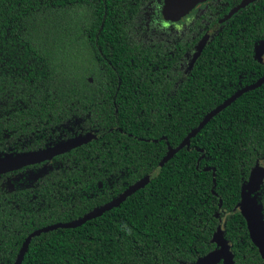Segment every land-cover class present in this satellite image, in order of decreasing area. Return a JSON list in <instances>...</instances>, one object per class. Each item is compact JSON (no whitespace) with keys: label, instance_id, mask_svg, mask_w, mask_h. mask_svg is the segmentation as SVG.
<instances>
[{"label":"trees","instance_id":"16d2710c","mask_svg":"<svg viewBox=\"0 0 264 264\" xmlns=\"http://www.w3.org/2000/svg\"><path fill=\"white\" fill-rule=\"evenodd\" d=\"M160 1L0 0V157L96 136L0 174V264H14L32 232L123 194L206 114L264 76L254 56L264 41V0L218 26L193 64L183 55L242 0L202 9L177 35L178 52L171 28L148 19ZM259 163L264 83L215 115L119 205L33 237L21 264H193L217 249L219 226L234 264H264L235 210ZM253 196L264 218V182Z\"/></svg>","mask_w":264,"mask_h":264},{"label":"water","instance_id":"95a60500","mask_svg":"<svg viewBox=\"0 0 264 264\" xmlns=\"http://www.w3.org/2000/svg\"><path fill=\"white\" fill-rule=\"evenodd\" d=\"M206 0H162L161 6V16L167 22H177L181 18L189 14L197 5L202 4ZM257 0H242L229 12H227L212 28H210L198 44L195 47V52L191 60L193 64L196 59L200 56L202 50L204 49L208 39L215 32L218 26L223 25L228 22L234 15L239 11L247 8L249 5L255 3ZM254 56L261 62H264V41L261 42L254 52ZM264 83V76L260 78L256 83L251 84L238 90L233 96L225 100L221 105L217 106L214 110L209 112L204 116L198 126L191 130L189 134L182 140V142L176 147H168L166 155L161 159L158 167L150 174L143 177L138 182L131 185L123 194L112 200L111 202L103 205L100 208H96L91 212L85 214L82 218L67 222V223H56L32 232L23 242L20 248L15 263L21 264L24 254L27 252L28 245L31 239L41 233H47L49 231H54L56 229H70L76 228L84 224L85 222L92 220L101 216L104 212L112 209L113 207L119 205L128 196L132 195L137 190L146 186L160 171V168L167 163L179 150L187 147L189 141L200 131L203 127L220 111L229 106L236 98L240 97L245 92L254 90L260 87ZM96 136L91 133H87L84 136H77L56 144L52 147L28 152L22 155L16 156H4L0 157V174L10 173L18 171L22 168L37 165L43 162L51 161L54 157L63 155L70 152L73 149L81 147L89 143L91 140L95 139ZM44 170V169H43ZM36 178V175L33 176ZM264 182V164L259 163L255 166L252 173L250 174L249 180L246 185L242 187L241 200L236 205L235 210L244 218L246 223V228L248 231V236L251 243L258 250L260 257L264 260V218L259 207L256 198L253 196ZM212 241L216 244V250L198 258L193 264H218L222 262L223 264H234L233 254L230 251L229 244L222 238V230L220 226L217 228L215 234L213 235Z\"/></svg>","mask_w":264,"mask_h":264},{"label":"flooded vegetation","instance_id":"af4514ba","mask_svg":"<svg viewBox=\"0 0 264 264\" xmlns=\"http://www.w3.org/2000/svg\"><path fill=\"white\" fill-rule=\"evenodd\" d=\"M224 5V6H227V3H224L222 4V0H206L205 2H203L202 4H199L197 5L191 12H189L188 15H186L185 17L181 18L179 21L171 24V25H167V23L164 25L163 24V27H170L171 28V31L173 32V42L176 46L175 48V52H178L179 50V41L177 39V35H179L181 33V31L183 30H190V21L196 16L197 17V14L203 9L204 11H207L208 8L211 6V5H214V7H217V5ZM160 11H161V8H160ZM187 17H190V20H188L187 22H184V24H182L181 26H178V24L183 21L185 18ZM150 19V18H148ZM151 20V19H150ZM161 22V21H160ZM167 22V21H166ZM165 23V22H164ZM159 24V23H158ZM161 26V25H160ZM205 26H208V22L205 23ZM170 30V29H169ZM208 30H206L205 32H207ZM204 36V35H203ZM149 36L148 35H144L142 38L144 39H147ZM201 40V39H200ZM193 54H194V47L193 49L189 52H186L183 56L186 58V62H190L192 60V57H193ZM188 62V63H189ZM218 249V248H217ZM231 251V250H230ZM232 253V252H231Z\"/></svg>","mask_w":264,"mask_h":264},{"label":"rangeland","instance_id":"374dc122","mask_svg":"<svg viewBox=\"0 0 264 264\" xmlns=\"http://www.w3.org/2000/svg\"><path fill=\"white\" fill-rule=\"evenodd\" d=\"M162 6V0L160 1V8ZM149 13V17L151 19V23L153 22H158V21H162L165 22L164 25L167 23V25H171L173 24V22H166L163 17L161 16V11L159 10L158 12H154V11H149L147 12ZM188 20H190V17L185 18L183 21H181L178 26H181L182 24H184V22H187Z\"/></svg>","mask_w":264,"mask_h":264}]
</instances>
